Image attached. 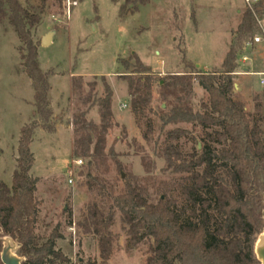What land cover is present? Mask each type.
Listing matches in <instances>:
<instances>
[{
    "label": "rangeland",
    "instance_id": "rangeland-1",
    "mask_svg": "<svg viewBox=\"0 0 264 264\" xmlns=\"http://www.w3.org/2000/svg\"><path fill=\"white\" fill-rule=\"evenodd\" d=\"M19 1L40 18L30 33L40 67L48 75L51 115L44 121L36 112L34 90L22 64L24 44L5 19L0 22V181L11 183L20 127L36 123L30 143L34 156L30 175L36 180L38 202L35 231L42 242L56 228L60 237L55 239V248L73 264L98 262L97 237L77 223L86 205L103 203L107 213V204H112L126 183L144 187L150 201L156 202L163 197L161 190L179 179L162 157L163 132L182 127L197 138L204 132L202 127L188 123L168 124L162 131L159 119L153 116L155 127L150 140L142 139L129 110L127 83L119 76L125 70L119 61L136 55L155 78L190 70L183 57L202 72L219 69L225 53L235 44L237 25L248 6L242 0H65L61 7L55 0L44 4L40 0ZM73 1L76 4L72 5ZM257 17L264 21V14ZM50 31L51 42L43 46L41 39ZM245 54L249 57L245 63L240 62L241 54L236 59L239 66L233 75V93L244 101L247 111H253L254 93L264 92L258 73L264 72V46H255ZM78 75L83 84L75 94L72 80ZM104 82L113 91L112 126L105 133L102 156L92 158L89 164V158L72 153L78 136L73 122L93 99L105 95ZM160 85L154 84L150 103L158 113L167 111L178 95ZM90 88V101L84 104L79 97ZM188 100L194 109H200L201 101H208V94L195 82ZM120 104L126 107L119 109ZM86 119L100 123L98 103L89 109ZM178 144L182 151L189 152L193 141L181 138ZM75 158L81 159V164L74 169L72 186L68 169ZM261 201L264 203V193ZM260 219L258 233L264 229V207ZM126 228L115 210L110 230L116 240L108 264H145L154 254L152 238L143 239L129 253L125 250Z\"/></svg>",
    "mask_w": 264,
    "mask_h": 264
},
{
    "label": "trees",
    "instance_id": "trees-1",
    "mask_svg": "<svg viewBox=\"0 0 264 264\" xmlns=\"http://www.w3.org/2000/svg\"><path fill=\"white\" fill-rule=\"evenodd\" d=\"M40 1L44 4L48 0ZM55 1L61 7L65 0ZM39 9L41 11L42 7ZM261 14H264V0L246 9L237 25L235 44L225 53L219 69L202 72L183 57L182 62L190 70L155 78L136 55L119 61L125 70L119 76L127 83L129 110L142 139L150 140L155 127L153 116L159 119L162 131L168 124L188 123L202 127L204 132L198 138L182 127L163 132L162 157L167 168L178 173L179 179L162 189L163 197L156 202L150 201L144 187L126 183L123 191L113 197L112 204H107V213L103 203L98 205L93 201L86 205L77 223L83 231L97 237L100 261L76 264H108L116 240L110 230L115 210L127 227V252L131 253L143 239L152 238L150 246L154 254L147 257L145 264H259L253 243L260 226V209L264 207L261 201V193H264V92L254 93L253 111H247L244 101L234 96L233 75L244 43L258 31L256 16ZM5 19L24 44L22 64L34 90L36 112L44 121L48 120L51 115L48 75L40 67L37 46L30 33L39 23V15L30 12L19 0H0V22ZM102 80L105 81L104 76ZM160 80H163L162 85ZM156 82L161 88L178 94L175 103L160 113L150 105ZM195 82L208 94V101H201L200 109H194L188 100ZM104 83L105 95L93 99L86 110L75 115L73 122L78 136L74 139L72 153L89 158V164L92 158L102 156L105 133L112 126L113 91ZM82 84L81 76L73 78L75 94ZM92 91L90 88L86 95H80L84 104L90 101ZM95 103L101 116L99 124L86 119ZM35 125L21 127L11 183L0 181V237L10 236L20 244L18 254L25 257L22 264H73L55 248V239L60 237L56 228L42 242L35 231L38 202L36 180L30 175L34 162L30 143ZM181 138L193 141L191 151L180 149ZM1 248L0 239V252Z\"/></svg>",
    "mask_w": 264,
    "mask_h": 264
},
{
    "label": "water",
    "instance_id": "water-1",
    "mask_svg": "<svg viewBox=\"0 0 264 264\" xmlns=\"http://www.w3.org/2000/svg\"><path fill=\"white\" fill-rule=\"evenodd\" d=\"M53 32H47L41 39L43 46H47L51 42ZM247 69H245L246 71ZM236 86V85H235ZM200 145L198 144V147ZM123 177V174H121ZM2 241V248L0 252V261L2 264H22L25 257L18 254L20 244L10 236L0 237ZM253 253L259 264H264V229H262L256 236L253 243Z\"/></svg>",
    "mask_w": 264,
    "mask_h": 264
},
{
    "label": "built area",
    "instance_id": "built-area-1",
    "mask_svg": "<svg viewBox=\"0 0 264 264\" xmlns=\"http://www.w3.org/2000/svg\"><path fill=\"white\" fill-rule=\"evenodd\" d=\"M243 3L248 6L251 7V5L255 2H257L258 0H242ZM72 5L76 4V1L71 2ZM256 24H257V33L249 40H247L244 43L243 46V52L241 53V61L242 63H245L246 61L249 60V57L247 54H245V52L247 50H251L253 47L255 46H264V21H262L259 17L256 16ZM244 68L243 71L247 72L248 70L245 71ZM236 73V72H235ZM260 74V79H259V83L261 85H264V72H258ZM126 105L125 104H121L119 105V109L121 108H125ZM81 164V159H72L70 161V167L68 169V174H69V179L68 182L74 186V172H75V167L77 165Z\"/></svg>",
    "mask_w": 264,
    "mask_h": 264
},
{
    "label": "crops",
    "instance_id": "crops-1",
    "mask_svg": "<svg viewBox=\"0 0 264 264\" xmlns=\"http://www.w3.org/2000/svg\"><path fill=\"white\" fill-rule=\"evenodd\" d=\"M71 75H72V73H71ZM79 76V75H78ZM75 77V76H74ZM121 105V104H120ZM119 107V106H118ZM22 127V126H21ZM21 127H20V129H21Z\"/></svg>",
    "mask_w": 264,
    "mask_h": 264
}]
</instances>
